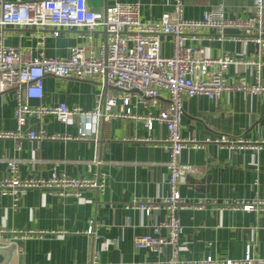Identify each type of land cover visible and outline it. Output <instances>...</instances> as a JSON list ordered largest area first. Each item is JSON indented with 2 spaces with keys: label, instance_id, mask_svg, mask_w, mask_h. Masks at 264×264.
<instances>
[{
  "label": "crops",
  "instance_id": "crops-1",
  "mask_svg": "<svg viewBox=\"0 0 264 264\" xmlns=\"http://www.w3.org/2000/svg\"><path fill=\"white\" fill-rule=\"evenodd\" d=\"M28 2L38 0H5ZM92 11H103L116 2L138 3L140 20L153 22L171 9L172 0H86ZM254 0H183L184 16L199 19L211 8L223 5L227 18H246L252 12ZM214 32L199 35L194 48L210 58L229 55L238 60L252 59L258 48L246 41L243 34L229 30L223 42L215 40ZM106 36L98 29L88 33L84 29L61 30L57 37L45 36L36 29L0 28V42L8 47L28 49L32 56L42 53L46 58L65 59L70 49L82 46L97 55ZM42 43V45H39ZM171 53L170 38L162 39L161 54ZM261 82L264 83V57ZM226 84L239 81L253 83L252 67L231 66L224 74ZM100 86L96 82L58 79L47 76L43 80V99L30 101L31 106L80 107L88 111L94 106ZM131 98L137 115H156L166 105L167 96L160 94L157 105ZM13 92L0 95V130L14 131ZM80 125L77 118L61 124L53 116L40 120L28 118L24 133L44 131L47 135H67L68 141L0 140V178L6 176V161H19L22 178L47 179L51 174L67 177L91 178L100 171L105 175L103 193L82 190L80 198L57 196L48 190L31 189L13 208L10 197L0 195V247L18 239L22 247L14 252L9 264H156L170 257V248L160 254L134 248L135 238L148 232L147 226L164 219L161 211L156 218H147L126 206L132 199L158 200L167 195L168 151L165 127L153 125L148 130L142 123L118 118L100 124L97 143L75 140ZM225 135L245 143L233 149L205 144L194 149L186 146L180 162L184 178L179 186L181 197L189 206L178 212L183 234L178 239L182 249L181 261H199L211 257L216 261L241 260L250 247L253 258L264 259V209L252 212L230 210L228 204L264 201V95L223 93L216 102L205 96L183 101L180 136L188 141H203ZM17 142L19 148L17 149ZM241 146V147H240ZM97 153L102 165H88ZM203 200L205 210L192 206ZM93 230L87 234L89 222ZM28 238L13 233H29ZM165 232H162V235Z\"/></svg>",
  "mask_w": 264,
  "mask_h": 264
},
{
  "label": "built area",
  "instance_id": "built-area-1",
  "mask_svg": "<svg viewBox=\"0 0 264 264\" xmlns=\"http://www.w3.org/2000/svg\"><path fill=\"white\" fill-rule=\"evenodd\" d=\"M4 27L42 30L45 36L53 37H57L61 30L84 29L91 33L101 29L106 40L97 55L85 47L75 46L65 59L46 58L42 53L32 56L31 50L8 47L0 42V95L11 91L16 102L13 113L15 130H0V140L18 141L24 137L31 141L72 139L67 135H47L42 130L24 133L28 118L40 120L44 116H53L61 124H68L77 118L80 128L74 139L88 142L93 137L94 144L97 143L100 124L118 118L142 123L148 130L155 124L163 126L167 131V195L158 200L132 199L126 207L134 208L150 219L156 218L163 211L164 219L148 225V232L134 239V248L157 254L170 248V257L156 264H264V259L252 257L250 247L238 261H216L211 257L199 261L178 259L179 252L184 249L178 246V239L183 234L178 212L189 206L179 192L185 175L180 162L182 151L189 145L197 149L211 143L221 149H233L235 145L245 143L242 139L234 140L225 135L203 141L182 139L180 123L183 101L205 96L216 102L221 94L233 92L247 96L264 95V83L261 82L264 0H254L252 12L246 18H227L224 6L218 5L204 12L199 19L185 18L183 0H172L171 9L153 22L140 20L138 3L116 2L106 6L103 11H92L86 0H0V28ZM229 30L241 32L246 41L256 45L258 51L254 58L238 60L224 55L214 59L206 56L203 50L188 44L197 41L199 35L205 32H214L215 40L223 42ZM165 38L171 40L169 56L161 54V43ZM231 66L252 67L255 71L254 82L226 84L223 76ZM47 76L98 83L100 90L96 94L93 108L85 111L77 106L68 107L64 103L31 106L30 101L40 102L43 99V80ZM161 93L166 94L167 102L156 115L150 112L145 116L134 113L132 97L157 105ZM262 146L264 141L252 148L259 150ZM92 165L98 168L102 165L97 153L88 165L89 171ZM6 174L0 178V195L10 197L13 208L31 189H44L57 196L80 198L82 190L91 189L103 193L106 184L105 175L100 171L93 173L91 178H72L55 173L47 179L22 178L19 174V161L15 159L6 161ZM192 206L199 211L206 209L203 200ZM222 208L252 212L264 209V201L228 204ZM92 230L93 221H90L86 233L91 234ZM13 234L20 238L32 235L31 232ZM88 264L97 263L93 260Z\"/></svg>",
  "mask_w": 264,
  "mask_h": 264
},
{
  "label": "water",
  "instance_id": "water-1",
  "mask_svg": "<svg viewBox=\"0 0 264 264\" xmlns=\"http://www.w3.org/2000/svg\"><path fill=\"white\" fill-rule=\"evenodd\" d=\"M22 247V242L18 239L10 240V244L0 247V264H9L12 260L14 252Z\"/></svg>",
  "mask_w": 264,
  "mask_h": 264
}]
</instances>
